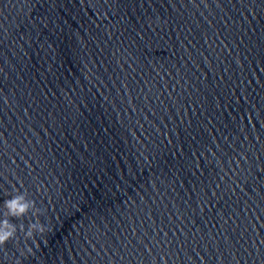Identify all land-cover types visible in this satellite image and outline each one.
I'll return each mask as SVG.
<instances>
[{
  "label": "clouds",
  "instance_id": "1",
  "mask_svg": "<svg viewBox=\"0 0 264 264\" xmlns=\"http://www.w3.org/2000/svg\"><path fill=\"white\" fill-rule=\"evenodd\" d=\"M3 211H0V247H3L10 240L17 239L18 231L23 233L25 242L28 240L35 241L37 235L43 236L50 229L40 222L39 216L41 209L36 206V202L28 198L27 192H19L11 196V198L4 200ZM31 213L36 217L35 222H30L25 228L23 223L17 225L12 222V218L21 219ZM20 256H27L33 254V248L27 246L26 248H19ZM15 264H20L17 259Z\"/></svg>",
  "mask_w": 264,
  "mask_h": 264
}]
</instances>
